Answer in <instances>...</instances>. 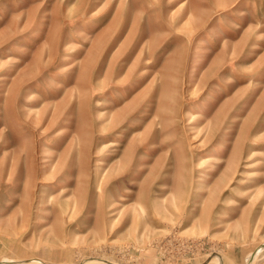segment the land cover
<instances>
[{
  "label": "rangeland",
  "instance_id": "374dc122",
  "mask_svg": "<svg viewBox=\"0 0 264 264\" xmlns=\"http://www.w3.org/2000/svg\"><path fill=\"white\" fill-rule=\"evenodd\" d=\"M110 263L264 264V0H0V264Z\"/></svg>",
  "mask_w": 264,
  "mask_h": 264
},
{
  "label": "bare ground",
  "instance_id": "6f19581e",
  "mask_svg": "<svg viewBox=\"0 0 264 264\" xmlns=\"http://www.w3.org/2000/svg\"><path fill=\"white\" fill-rule=\"evenodd\" d=\"M186 28H187V27H186ZM188 28H189V26H188ZM190 28H191V27H190ZM99 260H100V259H99ZM95 261H97V260H95ZM95 261H94V262H95ZM103 261H104V260H103ZM9 262H11V261H9ZM84 262H85V261H84ZM106 262H107V260H106ZM7 263H8V262H7ZM110 264H111V263H110Z\"/></svg>",
  "mask_w": 264,
  "mask_h": 264
}]
</instances>
